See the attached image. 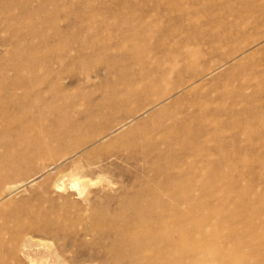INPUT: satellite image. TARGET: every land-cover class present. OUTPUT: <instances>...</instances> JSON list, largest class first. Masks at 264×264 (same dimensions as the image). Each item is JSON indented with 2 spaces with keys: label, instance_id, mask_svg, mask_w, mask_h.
I'll return each mask as SVG.
<instances>
[{
  "label": "rangeland",
  "instance_id": "374dc122",
  "mask_svg": "<svg viewBox=\"0 0 264 264\" xmlns=\"http://www.w3.org/2000/svg\"><path fill=\"white\" fill-rule=\"evenodd\" d=\"M11 1L0 0V86H8L9 82L5 77L9 75L23 76L25 82L28 77H33V83L38 78L40 81L44 79L43 84H39L37 80L35 83H38V86L35 83H32L33 88L28 86L29 94H35L37 97L38 93L41 98L38 96L33 99L37 104L27 106L30 110L27 116L30 117L37 108L47 104V109H51L49 114L53 112L50 115L60 116L63 112L75 122L82 121L86 114L92 115L93 125L90 126L94 131L101 128L111 130L122 122L124 125L108 135L107 139L90 145L86 152L84 148H80L78 156L62 158L55 166L57 169L53 164L48 166L49 159H42L30 163V167L27 164L28 168L22 166L18 177L16 175L10 178L11 182L16 180L13 183L16 188L14 191L10 190L9 195L13 194L16 198L9 208L7 207L8 210L0 207L3 218L14 205L18 206L20 200L24 204H19V207L26 206L27 202V205L32 203L29 204L31 207L41 204L48 207L52 203L61 218L58 223L53 224L43 223L44 221L34 223L33 219H30L32 223L29 220L15 223L11 219H4V222H7L4 223L0 219L5 226L0 228V237L3 238L0 244V264H122L109 253L112 248V232L108 225L113 224L114 212L121 210V216H130L137 206L136 200L146 198L141 200V203L146 205L159 191L165 193H161L160 200L155 198L160 203L170 202L178 196H187L188 200H201L205 204L202 212L195 214L186 225L176 230H170L168 226L155 228L160 234L172 236L175 240L183 236L188 239L189 245L204 248L206 254L201 261L198 262V258L197 262L192 264H226L220 260L221 252L233 257L234 264H264V250H254L258 244L264 249V206L259 204L262 201L264 205V0ZM7 23L15 24L16 29L10 31L6 28ZM20 23H28L29 28ZM39 23L44 26V33L31 34L28 29H33ZM132 23L151 24L147 37L139 39L138 35L136 40L131 36L120 39L118 30L131 28ZM70 57L76 59V65L69 64ZM13 59H16V63ZM44 62L48 64L44 65ZM32 64H38L39 67ZM162 67L166 70L165 74ZM152 70H155V73ZM32 72L36 77L32 76ZM142 73L148 76L145 78L150 81L144 88L139 82ZM52 83H55L56 87ZM45 84L51 90L46 89ZM133 84L139 85L138 91L135 92L138 95L133 94L132 98L130 96L126 101L125 96L132 90ZM37 89L40 91L36 92ZM57 90L58 93L64 91L65 96L61 95L62 91L59 97L49 96L57 93ZM112 90L120 91H114L119 96L116 93L114 95ZM12 91L17 95L22 94L21 89L15 88ZM106 96L111 99L107 100ZM115 97V102L120 103V107L115 102L108 104L114 101L112 99ZM67 98L72 101L66 100ZM88 98L95 103L90 102ZM114 107L116 108L113 109ZM57 108L60 109L59 112ZM123 108L125 110L121 111ZM126 108H129L128 111ZM117 110L120 113H116ZM45 119L42 122L49 126L52 119ZM10 121L9 127L12 131L19 128L25 118L19 115ZM4 124L5 121L0 115V127L3 128ZM165 132H169V136ZM6 134L0 132V151H3L1 146L8 140L4 136L9 140L17 137L10 131L8 136ZM62 142H59V147L58 143L54 142V148L61 149L56 151V154L59 152L58 156L73 143L67 140L62 145ZM168 144L172 147H167ZM42 166H45L43 172L37 174V170L43 168ZM76 168L85 176V185H79V189L71 187L69 180L72 170ZM139 178H142V186L145 188L140 186ZM56 182L61 187L55 188ZM202 186L206 187L204 192ZM170 189L173 190L169 192ZM214 189L216 191H213ZM77 190L79 191L76 192ZM166 191L169 192L167 196ZM181 193L184 196L180 195ZM240 199H248L251 205L238 204L236 201ZM131 203L135 207H132ZM124 208L126 211L122 213ZM87 215H91L90 218ZM165 218L170 224L177 221L176 214L166 215ZM220 218L231 220L234 225L220 222ZM97 220L106 222V229L96 227L93 223ZM247 221L252 222L256 232H262L252 236L249 241L244 239V236H248L244 229ZM199 223H202L200 230L196 228ZM15 227L22 229L16 230ZM23 229L25 230L22 233ZM16 231L22 234L16 235ZM208 231H218L227 242H222L220 238V242L215 239V242L204 241V237L210 234ZM12 232L16 235L14 238ZM108 233L110 236H107ZM19 235L21 240L18 239V242ZM102 235L104 240L101 241ZM27 237L29 242L24 246ZM103 241L104 244L101 243ZM5 242L11 246L10 249L5 247ZM7 250L12 252L11 255ZM191 252L195 254L197 251ZM13 254L16 255L14 259ZM4 257H7L8 261ZM65 258L67 260L64 262Z\"/></svg>",
  "mask_w": 264,
  "mask_h": 264
},
{
  "label": "bare ground",
  "instance_id": "6f19581e",
  "mask_svg": "<svg viewBox=\"0 0 264 264\" xmlns=\"http://www.w3.org/2000/svg\"><path fill=\"white\" fill-rule=\"evenodd\" d=\"M11 2H13V0L11 1ZM17 2H19V1H17ZM28 2V1H27ZM85 2V1H84ZM87 2V1H86ZM21 3V2H20ZM24 3V2H23ZM41 6V5H40ZM29 12V11H28ZM38 12V11H37ZM9 16V15H8ZM8 19V18H7ZM8 20H10V19H8ZM10 22V21H9ZM19 24V23H18ZM20 24H23V27H28L29 28V25H27L26 23H20ZM38 26H34V28L33 29H28L29 30V32L31 33V34H37V35H40V34H42V33H44V32H42V31H44L45 29L43 28L44 26H42V23L40 24H37ZM126 25V24H125ZM130 26V25H129ZM150 27H151V24H149V23H132V26H131V28L129 27L127 30H121V31H119L118 30V32L120 33V36L119 37H121L120 39H123L124 37L125 38H127V37H129V36H131L132 38H135V40H136V37L139 35V39L141 38V37H144V38H146L147 37V35H148V31H150ZM6 28H8L10 31L11 30H13L14 28H15V24H12V23H7L6 24ZM17 28H18V26H17ZM16 29V28H15ZM44 29V30H43ZM31 30V31H30ZM116 31H117V29H115ZM7 31V30H6ZM26 31V30H25ZM57 31V30H56ZM61 31V30H60ZM91 31V30H90ZM89 31V32H90ZM13 32V31H12ZM62 32V31H61ZM92 32V31H91ZM17 33V32H16ZM126 33V34H125ZM13 35V34H12ZM45 35V34H44ZM150 35V34H149ZM223 35V34H222ZM14 36V35H13ZM29 36V35H28ZM224 36V35H223ZM15 37V36H14ZM18 37V36H17ZM138 38V37H137ZM224 38V37H223ZM142 39V38H141ZM13 40V43H15L14 42V39H12ZM20 40V39H19ZM124 40V39H123ZM94 41V40H93ZM104 41V40H103ZM122 41V40H121ZM125 41H127V40H125ZM124 41V42H125ZM16 42H18V41H16ZM145 42V41H144ZM132 43H134V42H132ZM17 44V43H16ZM21 46V45H20ZM20 46H18V47H20ZM13 47H15V46H13ZM23 47V46H22ZM13 49V48H12ZM62 49V48H61ZM14 50V49H13ZM15 50H17V49H15ZM19 50V49H18ZM23 50V49H22ZM37 50V49H36ZM102 50V49H101ZM104 50V49H103ZM34 52H35V48H34V50H33ZM32 51V52H33ZM61 51V50H60ZM63 51V50H62ZM9 52V51H8ZM12 52H14V51H12ZM16 52V51H15ZM39 52V51H38ZM37 51H36V53H38ZM26 53V52H25ZM28 53L29 52H27V55H28ZM61 53V52H60ZM64 53V52H63ZM17 54H19V53H17ZM140 54V53H139ZM146 54V53H145ZM20 55V54H19ZM30 55V54H29ZM35 55V54H34ZM39 55V54H38ZM141 55V54H140ZM160 55V54H159ZM171 55V54H170ZM31 56H33V55H31ZM139 56V55H138ZM137 56V57H138ZM17 57V56H16ZM27 57V56H26ZM29 57V56H28ZM44 57V56H43ZM43 57H41V58H43ZM162 57V56H161ZM23 57H21V59H22ZM45 58V57H44ZM68 58V57H67ZM71 58V57H70ZM150 58V57H149ZM159 58V57H158ZM10 59V58H9ZM9 59L7 60V61H9ZM17 59V58H16ZM16 59H13L14 61L16 60ZM21 59L19 60V58H18V60L19 61H21ZM38 59H40V58H38ZM47 59V58H46ZM50 59V58H49ZM48 59V60H49ZM65 59V58H64ZM157 58H155V60H156ZM160 59V58H159ZM161 59H163V58H161ZM24 60H26V59H24ZM140 60H142V59H140ZM146 60V59H145ZM158 60V59H157ZM18 61V62H19ZM29 61V60H28ZM27 61V62H28ZM31 62H32V60H30ZM41 61V60H40ZM44 61H46L45 59H44ZM50 61V60H49ZM48 61V62H49ZM51 61H53L54 62V60H51ZM65 61V60H64ZM67 61V60H66ZM159 61V60H158ZM34 62H35V60H34ZM42 62V61H41ZM76 62V59H74V58H71V60H70V63L69 64H73V65H76L77 63H75ZM141 62V61H140ZM152 62H154V61H152ZM162 62V61H161ZM3 63H4V60H3ZM7 62H5V64H6ZM13 63V62H12ZM14 63H16V61L14 62ZM22 63H24L23 61H22ZM39 63V62H38ZM47 63V62H46ZM166 63H168V62H166ZM9 64V63H8ZM42 64V63H41ZM44 65H47V64H45V62L43 63ZM67 64V63H66ZM151 64H153V66H155L154 65V63H151ZM155 64H157L156 62H155ZM162 64H163V62H162ZM193 64V63H192ZM2 65V64H1ZM18 65V64H17ZM23 65V64H22ZM28 65V64H27ZM27 65H25V67H27ZM38 66V64H32V66ZM50 65H51V63H50ZM79 65V64H78ZM157 65H160L159 63L157 64ZM168 65V64H167ZM3 66V65H2ZM49 66V65H48ZM191 66V65H190ZM5 67V66H4ZM39 67V66H38ZM66 67V66H65ZM64 67V68H65ZM156 67H158V66H156ZM165 67V68H164ZM164 67H162V70L164 71V69H166V66H164ZM173 67V66H172ZM193 67V66H192ZM28 68V67H27ZM49 68V67H48ZM52 68V67H51ZM68 68V67H67ZM153 68V67H152ZM164 68V69H163ZM176 68V67H175ZM2 69H3V67H2ZM1 69V70H2ZM6 69V68H5ZM26 69V68H25ZM70 69V68H69ZM159 69V68H158ZM171 69V68H170ZM161 70V69H160ZM22 71H24V69L22 70ZM138 72H139V70H137ZM137 71H134V72H137ZM141 71V70H140ZM153 71V70H152ZM155 71V70H154ZM153 71V72H154ZM162 71V72H163ZM166 71V70H165ZM165 71L163 72L164 74H165ZM31 72V71H30ZM29 71H28V73H30ZM133 72V73H134ZM141 72H143V71H141ZM35 73H38V72H35ZM56 73H58V72H56ZM155 73V72H154ZM160 73V72H159ZM39 74V73H38ZM137 74H140V73H137ZM137 74H135L136 76H137ZM146 74V73H145ZM151 74V73H150ZM158 74V73H157ZM9 75V74H8ZM34 75V73L32 72V76ZM56 75V74H55ZM142 75V78H141V80L139 81L140 82V84H142V88H144L150 81H148V80H146V78L145 77H148V76H146V75H143V73L141 74ZM155 75V74H154ZM35 77H36V75H34ZM47 76H49V75H47ZM46 76V77H47ZM156 76H158V75H156ZM41 77V76H40ZM52 77V76H51ZM55 77V76H54ZM152 78H153V75L151 76ZM155 77V76H154ZM196 76H194V78H195ZM42 78H44V76H42ZM5 79H7L8 80V82H9V84H8V86H6V87H1L0 86V115H1V117H2V119H4V121H5V124H4V127L3 128H1L0 129V132H1V134H6V133H8V135H9V131L11 132V133H14L15 134V136L17 135V137H15L14 139L12 138L13 136L11 135V138L12 139H10L9 140V138H6L5 136H4V138L5 139H8L7 141H6V143L4 144V146H1V147H3V151H0V188H2V187H4V188H2L1 190H0V207L2 208V209H6L9 205H11L14 201V198H16V197H14V195L13 194H11V195H9L11 192H10V190H12V191H14V189L16 188V186H15V184H13L14 182H16V180L15 181H13V182H11V180L12 179H10V178H14V176H16L17 174L19 175V170L21 171L22 169V166H25V167H27L26 165L28 164V167H30L29 166V164L30 163H34L35 161H38V160H42V159H49V163H48V166H50V165H54V167L55 166H57V163H58V161L59 160H62V158H65L66 156H69V157H73V156H75V155H77L78 153V149L80 150V148H84L85 149V152L87 151V149H88V147H90V145H93V144H95L96 142H98V141H101L102 139H104V138H106L108 135H110L111 133H113V132H115L116 130H118L119 128L121 129V127L124 125V123L122 122V124H119V125H116V126H114V128L113 129H100V125L98 126V129H100L99 131H94L95 129L93 128H91V126L90 125H93V120H92V115H88V114H86L87 116H84V118L82 119V121H78V122H75V121H73V120H71L70 118H69V116H67L66 114H64L63 112L61 113V115L60 116H53V115H50V114H52V113H50L49 114V112H51V109H50V111H48L49 109H47L48 107H47V104L46 105H43V106H40L39 108H37L34 112H32V114H31V116L29 117V116H27V113L30 111V110H28V107L27 106H29V105H33V103H36V102H33V99H35V98H38V96H39V98H41L40 97V95H38V93H36L37 94V97H35L36 95L34 94V96H33V94L31 93V94H29V92H30V88H33L32 87V83H33V81H34V78L33 77H28V79H27V82H25V80H24V77L23 76H15V77H10V75H9V77L8 76H6L5 77ZM5 79H3V80H5ZM39 79V78H38ZM38 79H36V81L35 82H37V80ZM47 79H49V78H47ZM52 79V78H51ZM156 79V78H155ZM54 80V79H53ZM137 80V79H136ZM139 80V79H138ZM151 80H154V79H151ZM191 80H193V78H191ZM39 81V84L41 83V84H43V82H44V79H41V81L40 80H38ZM47 81L48 80H46V82L45 83H47ZM51 81V80H50ZM1 82V81H0ZM34 82V83H35ZM54 82V81H53ZM138 82V81H137ZM190 82V81H189ZM189 82H188V84H189ZM33 83V85H37L38 86V83H35L34 84ZM136 83V82H135ZM53 84V86L54 87H56L54 84L55 83H52ZM56 84H57V82H56ZM184 84V83H183ZM188 84H186V85H188ZM192 84V83H191ZM48 85H49V83H48ZM134 85V84H133ZM185 85V86H186ZM28 86H31L30 88H28ZM42 86V85H41ZM47 86V84H45V87ZM137 86H139V85H134V87H132V90H130L129 92H128V94L125 96L126 97V101H127V98H129L130 96H131V98H132V95L133 94H135V92H137L138 91V89H137ZM150 86V85H149ZM182 86V85H181ZM181 86H180V88H181ZM189 86V85H188ZM187 86V87H188ZM35 87V86H34ZM148 87V86H147ZM179 87V86H178ZM190 87V86H189ZM15 88H17V89H21V91H22V94L21 95H17L14 91H12V89H15ZM36 88H38V87H36ZM35 88V89H36ZM47 88H49L48 90H51V88L50 87H46V89ZM34 89V90H35ZM40 89V88H39ZM139 89H140V87H139ZM150 89V88H149ZM184 89V88H183ZM33 90V91H34ZM41 90V89H40ZM40 90H38L37 89V91L36 92H38V91H40ZM55 90V89H54ZM59 90V89H58ZM58 90L56 91L57 93H55V91H54V93L55 94H52V95H49V96H54V98L55 97H59L60 96V93H61V91H60V93H58ZM43 91H45V88H44V90ZM43 91H41V92H43ZM113 91V90H112ZM114 91H116V90H114ZM113 91V92H114ZM125 91V90H124ZM31 92H32V90H31ZM48 92H50V91H48ZM47 92V93H48ZM64 91H62V93H63ZM117 93L118 92H120V91H116ZM116 92H114L113 94L114 95H116L117 93ZM123 92V91H122ZM40 93V92H39ZM52 93H53V91H52ZM61 93V95H64V93L62 94ZM116 93V94H115ZM169 93V92H168ZM167 93V94H168ZM19 94V93H18ZM40 94H43V93H40ZM137 94V93H136ZM135 94V95H136ZM140 94V93H139ZM171 94V93H170ZM31 95V96H30ZM111 95V94H110ZM118 96H119V94H117ZM122 96H123V94H121ZM120 95V96H121ZM138 95V94H137ZM30 96V97H29ZM33 96V97H32ZM49 96L47 95V97L49 98ZM65 96V95H64ZM112 96V95H111ZM171 96V95H170ZM32 97V98H31ZM45 97V96H44ZM47 97H45V98H47ZM63 97V96H62ZM107 97V96H106ZM108 97H110V96H108ZM107 97V100L108 99H111V97L110 98H108ZM113 98H114V96H112ZM165 97V96H164ZM61 98V97H60ZM65 98V97H64ZM51 99V98H50ZM58 99V98H57ZM70 99V100H69ZM67 98L66 100H69V101H72L71 100V98ZM89 99V98H88ZM122 99H124V98H122ZM130 99V98H129ZM128 99V100H129ZM47 100V99H46ZM56 99H54V101H55ZM105 100V99H104ZM112 100H114V101H111V102H109L108 104H110V103H114L115 102V100H116V97H115V99H112ZM119 100H121L120 98H119ZM47 101H49V99L47 100ZM61 102H62V100H60ZM65 101V100H64ZM68 101V103H70ZM89 101L90 102H93V100L91 101V99H89ZM106 101V100H105ZM37 102H39V101H37ZM41 102H42V100H41ZM73 102H74V99H73ZM88 102V101H87ZM96 102H99V101H96ZM102 102H103V100H102ZM123 102V101H122ZM128 102H130V101H128ZM154 102V101H153ZM157 102V101H156ZM155 102V103H156ZM49 103H51V102H49ZM52 103H54L53 101H52ZM67 103V102H66ZM76 103V102H75ZM93 103H95V101L93 102ZM93 103H92V105H93ZM105 103V102H104ZM37 104V103H36ZM63 104V103H62ZM87 104V103H86ZM98 103H96V105H97ZM106 104H107V101H106ZM115 104H118L117 106L118 107H120L119 106V104L120 103H118L117 101L115 102ZM114 104V105H115ZM126 104H127V102H126ZM52 105V104H51ZM102 105V104H101ZM114 105H112V106H114ZM128 105V104H127ZM155 105V104H154ZM3 106V107H2ZM49 106V105H48ZM63 106H64V104H63ZM70 106H71V103H70ZM87 106V105H86ZM85 106V107H86ZM94 106V105H93ZM92 106V107H93ZM100 106V104H98V107ZM111 106V105H110ZM123 106H125V105H123ZM35 107V106H34ZM53 108L55 107L54 105L52 106ZM58 107V106H57ZM60 107V106H59ZM62 107V106H61ZM95 107V106H94ZM94 107H93V109H94ZM97 107V106H96ZM102 107V106H101ZM104 107H105V105H104ZM126 107H128V106H126ZM10 108H12V110H10ZM36 108V107H35ZM34 108V109H35ZM63 108V107H62ZM61 108V109H62ZM87 108V107H86ZM116 107H114L113 109H115ZM47 109V110H46ZM57 109H59V108H57ZM89 109H91V108H89ZM104 109V108H103ZM107 109V108H106ZM110 109V108H109ZM118 110L120 109V108H117ZM129 109V108H128ZM128 109L126 108V111H128ZM53 110V109H52ZM63 110V109H62ZM61 110V111H62ZM94 110H96V108L94 109ZM97 110H98V108H97ZM100 110H101V108H100ZM116 111V113H120V111ZM122 110H125L124 108L123 109H121V111ZM53 111H55V108H54V110ZM60 111V109L58 110V112ZM66 111H68V110H66ZM90 111V110H89ZM93 111V110H92ZM109 111V110H108ZM131 111V110H130ZM65 112V111H64ZM81 112V111H80ZM79 112V113H80ZM124 112V111H123ZM122 112V113H123ZM66 113H70V112H66ZM94 113V112H93ZM113 113H114V111H113ZM124 113H126V112H124ZM58 113H55V115H57ZM83 114L85 115V112H83ZM83 114H82V116H83ZM95 114V113H94ZM115 114V113H114ZM132 114V113H131ZM24 116V118H25V121L21 124V123H19V124H21L20 125V127H19V125H18V127L19 128H14L12 131L10 130L11 128L9 127V124H10V120H12V118L13 117H16V116ZM79 115V114H78ZM98 115V114H97ZM97 115H96V117H97ZM101 115V114H100ZM100 115H98V116H100ZM124 115H126V114H124ZM128 115V114H127ZM126 115V116H127ZM72 116V115H71ZM75 116V115H74ZM80 116V115H79ZM47 117H50L51 119V123H50V125L49 126H46V125H44L45 123H43L42 121H44V120H46L45 118H47ZM81 117V116H80ZM129 117H130V115H129ZM129 117H128V120H129ZM82 118V117H81ZM80 118V119H81ZM94 118V117H93ZM126 118V117H125ZM16 119V118H15ZM23 119V118H22ZM79 119V118H78ZM79 119V120H80ZM95 119V118H94ZM130 119H132V117L130 118ZM122 120V119H121ZM124 120V119H123ZM122 120V121H123ZM4 123V122H3ZM96 123V122H95ZM12 124V123H11ZM17 125V124H16ZM15 125V126H16ZM108 127V125H105V127ZM103 127V126H102ZM97 129V128H96ZM167 131H169V130H167ZM118 132V131H117ZM166 133H168V135L167 136H169V132H165V134ZM7 134H6V136H8ZM164 135V134H163ZM166 136V138H168ZM107 139V138H106ZM163 139L165 140V138H164V136H163ZM169 139H170V137H169ZM172 139V138H171ZM69 141L70 140V142H73L72 143V145L70 144L68 147H66V150L64 151V153L62 154V152H61V154L62 155H60V156H58L57 154L59 153H57L56 154V151H61V149H59V150H56L57 148H54L56 145H55V143H58L57 144V147H59L58 145H60L59 144V142H64V143H66V141ZM174 140V139H173ZM3 141H4V139H3ZM55 142V143H54ZM63 142H62V145H63ZM166 142V141H165ZM69 143V142H68ZM155 143H153L152 145H154ZM170 144V143H169ZM167 145V147L168 146H171V145ZM55 145V146H54ZM66 145H68V144H66ZM149 145H151L150 143H149ZM155 146V145H154ZM61 147V146H60ZM64 148H65V146H63ZM172 147V146H171ZM62 148V147H61ZM155 148H156V146H155ZM150 149V148H149ZM149 149H147V150H149ZM151 149H153V148H151ZM168 150V149H167ZM172 150V149H171ZM63 151V150H62ZM146 151V150H145ZM150 151H152V150H150ZM168 152V151H167ZM192 152V151H191ZM84 153V152H83ZM78 156V155H77ZM83 157V156H82ZM66 159V158H65ZM78 160V159H77ZM76 160V161H77ZM137 160V159H136ZM149 160H150V158H149ZM47 161V160H46ZM84 161V160H83ZM93 161V160H92ZM91 161V162H92ZM75 163V162H74ZM76 164V163H75ZM92 163H89V165H91ZM31 165V164H30ZM82 165H84V164H82ZM82 165H80V166H82ZM46 167H48L47 165H45ZM45 166H42L43 168H39L40 170H37V174H39L38 172H41L42 171V169L44 170V167ZM73 166V165H72ZM71 166V167H72ZM75 167H76V165H74ZM79 166V167H80ZM27 167V168H28ZM59 167H61V166H59ZM49 168V167H48ZM47 168V169H48ZM56 169H57V167H55ZM74 168V167H73ZM25 169V168H24ZM59 169H61V168H59ZM160 169V168H159ZM161 170V169H160ZM55 171V170H54ZM59 171H61V170H59ZM58 171V172H59ZM81 171V170H80ZM77 168L76 169H74V170H72V176H71V179H69L70 180V182H71V184H70V186L71 187H74V188H76V189H79V185H81V184H83V185H85L84 184V179H83V177H85V176H83V174L84 173H81ZM82 171H83V169H82ZM43 172V171H42ZM41 172V173H42ZM62 172H63V169H62ZM70 172V171H69ZM88 172V171H87ZM35 173V174H36ZM40 173V174H41ZM56 173V172H55ZM89 173V172H88ZM18 175H17V177H18ZM64 175V174H63ZM62 175V176H63ZM31 176V175H30ZM30 176H28V177H30ZM55 176V175H54ZM32 177V176H31ZM141 177V176H140ZM145 177V176H144ZM179 177V176H178ZM16 178V177H15ZM34 178V177H33ZM146 178V177H145ZM88 179V178H87ZM107 179V178H106ZM140 179V178H139ZM142 179V178H141ZM141 179L139 180V181H141ZM144 179V178H143ZM147 179V178H146ZM89 180V179H88ZM92 180V179H91ZM90 180V181H91ZM134 180V179H133ZM147 180H149V179H147ZM32 181V180H31ZM60 181V180H59ZM135 181V180H134ZM136 181H137V179H136ZM138 181V182H139ZM144 181V183H145V180H143ZM152 181H154V180H152ZM150 182V180L148 181V183ZM156 182V181H155ZM175 183L177 182L176 181V179H175V181H174ZM62 183V182H61ZM60 183V184H61ZM147 183V182H146ZM148 183H147V185H148ZM174 183V184H175ZM188 183V182H187ZM206 183V182H205ZM137 184H139V183H137ZM140 186H142V185H144V184H142V181L140 182ZM149 184H151V183H149ZM185 184V183H184ZM62 185V184H61ZM87 185V184H86ZM176 185V184H175ZM206 185V184H205ZM213 185V184H212ZM41 186V185H40ZM39 186V187H40ZM50 186V185H49ZM49 186H47V187H49ZM58 186H60L59 185V183H57L56 182V184H54V187L56 188V187H58ZM105 186H106V184H105ZM149 186V185H148ZM151 186V185H150ZM214 186H216V185H214ZM213 186V187H214ZM61 187V186H60ZM142 187H144V186H142ZM158 187V186H157ZM168 187V186H167ZM166 187V188H167ZM18 188V187H17ZM41 188V187H40ZM46 188V187H45ZM145 188V187H144ZM147 188V187H146ZM171 188H173V187H171ZM179 188V187H178ZM202 188V190H203V192H204V190H205V188L206 187H201ZM42 189H44V188H42ZM48 189V188H47ZM161 189V188H160ZM136 190V189H135ZM134 190V191H135ZM153 190V189H152ZM173 189H170L169 190V192H171ZM175 191L177 190V188L176 189H174ZM179 190V189H178ZM210 190V189H209ZM75 191V190H74ZM79 190H77L76 192H78ZM83 191V190H82ZM81 191V192H82ZM147 191H149V190H147ZM161 191H162V189H161ZM213 191H216L215 189L213 190ZM41 192V191H40ZM42 192L44 193L45 192V190H42ZM163 192V191H162ZM161 192V193H162ZM167 192V191H166ZM169 192H167L166 193V196H167V194L169 193ZM179 192V191H178ZM177 192V193H178ZM208 192V191H207ZM84 193V192H83ZM87 193H89V192H87ZM127 193V192H126ZM136 193V192H135ZM138 193V192H137ZM139 193H140V191H139ZM155 192H154V190H153V193L152 194H154ZM161 193H160V191H159V193L156 195V197L155 198H158V200H160V196H161ZM164 193V192H163ZM176 193V192H175ZM184 193V192H183ZM215 193V192H214ZM81 194V193H80ZM128 194V193H127ZM165 194V193H164ZM171 194H173V192L171 193ZM186 194V193H185ZM192 194V193H191ZM190 194V195H191ZM131 194H129V196H130ZM136 195V194H135ZM170 195V194H169ZM180 195H183L182 193L180 194ZM127 196V195H126ZM133 196V195H132ZM137 196V195H136ZM141 196V195H140ZM140 196H138V197H140ZM145 196V195H144ZM153 196V195H152ZM174 196V195H173ZM176 196V195H175ZM184 196V195H183ZM138 197H137V199H138ZM146 197V196H145ZM162 197H164V195L162 196ZM187 197V196H186ZM183 198V197H181V196H178V197H176V199L174 200H171L170 202L169 201H165V202H162V203H160V202H158L154 197L152 198V199H150V200H148V202H147V204L146 205H144L143 203H141V200H143V199H139L138 201L136 200L135 201V204L137 205L136 207L134 206V205H132V203H131V206L132 207H135L134 208V212H133V214H132V212L130 213V216H126V218H123V217H125L124 216V214H123V216H121L119 213H121V210H120V212H118L119 210H117V212H114V211H112V214H113V212H114V215L112 216V215H110V216H112L113 217V224H111V226H109L110 225V223H109V225H108V227H109V229H110V231L112 232V233H110L111 234V240H112V248H111V250H109V253H110V256L112 257V258H114L116 261H118L119 263H122V264H184V263H186V264H192V263H195V262H197V260H198V258H200L199 260H198V262H200L201 261V258L204 256V254H206V250L204 249V248H201V247H199V248H197L195 245H189V243H188V239L187 238H184L183 236H180V238L179 239H177V240H175L172 236H168V235H164V234H160V233H158V232H156V230H155V228H157V227H160V226H162V227H166V226H168V227H170V230H176V229H178L179 227H181V226H183V225H186L189 221H190V218H192L195 214H197V213H199V212H202V210L205 208V204H204V202L202 201L201 202V200L200 201H198V200H195V201H193V200H191V199H189L188 200V198ZM190 197V196H189ZM84 198V197H83ZM126 198V197H125ZM124 198V199H125ZM169 198V197H168ZM30 199V198H29ZM87 199V198H86ZM120 199V198H119ZM123 199V200H124ZM127 199H129L128 197H127ZM127 199H125V201L127 200ZM133 199V198H132ZM146 199V198H145ZM144 199V200H145ZM171 199V198H170ZM193 199V198H192ZM31 200V199H30ZM53 200V199H52ZM88 200H89V198H88ZM130 200H131V198H130ZM162 201H163V199H161ZM168 200V199H167ZM15 201H16V199H15ZM26 201V200H25ZM25 201H23V202H25ZM32 201V200H31ZM54 201V200H53ZM54 202H56V201H54ZM53 202V203H54ZM121 202V201H120ZM127 202V201H126ZM131 202H133V200L131 201ZM138 202V203H137ZM238 204H240V205H247V206H250L251 205V203H250V201L248 200V199H240V200H237L236 201ZM16 203V202H15ZM28 203V202H27ZM27 203H26V206H21V207H19V204H24V203H22L21 202V200H20V203H18V206L17 205H14V208L12 209V210H10V211H8V213L6 214V216H5V218H3L2 217V215L0 214V219H2V221L4 222L5 220L4 219H7V220H13L15 223H17V221H19V223H20V221H22V223H24V221H27V220H29L30 221V219H33L35 222L34 223H38V222H40V221H44L43 223H46V224H49V223H58L59 222V220H60V218H61V215H60V213H58L57 212V208L54 206V204H52V203H50V205L48 206V207H45V205H44V207H43V204H41V205H36V206H33V207H31L29 204H32V203H30L29 202V204L27 205ZM40 203V202H39ZM122 204L124 203L123 201L121 202ZM128 203V202H127ZM130 203V202H129ZM125 204V203H124ZM134 204V203H133ZM259 204H260V206H264L263 205V202L262 201H260L259 202ZM57 205V204H56ZM121 205V204H120ZM125 206V205H124ZM82 207V206H81ZM119 207V206H118ZM123 207V206H122ZM246 207V206H245ZM9 208V207H8ZM8 208H7V210H8ZM84 208V207H83ZM82 208V209H83ZM86 208V207H85ZM126 208H128L127 206H126ZM126 208H124V210L122 211V213L124 212V211H126ZM89 209H91V208H89ZM119 209V208H118ZM122 209V208H121ZM239 209V208H238ZM20 210H22L21 211V214H20V216H18V212L20 213ZM85 210V209H84ZM0 211L2 212V210L0 209ZM86 211H88V210H86ZM91 212V211H90ZM89 212V213H90ZM239 212H241V211H239ZM97 213V212H96ZM115 213H117V214H115ZM242 213V212H241ZM87 214H88V212H87ZM170 214H176L177 215V221L175 222V223H169V221L165 218V216L167 215H170ZM240 214V213H239ZM92 215V214H91ZM91 215H87V217L89 216V218H90V216ZM94 215V214H93ZM104 215V214H103ZM102 215V216H103ZM245 215V214H244ZM248 215V214H247ZM81 216H82V213H81ZM85 216V215H84ZM99 216V215H98ZM77 217V216H76ZM96 217V219L98 218L97 216H95ZM111 217V218H112ZM128 217V218H127ZM239 217V216H238ZM74 218V217H73ZM78 218V217H77ZM89 218H87V219H89ZM101 218V217H100ZM105 218V217H104ZM216 218H218V217H216ZM83 219V218H82ZM84 219H86V217H84ZM107 219V218H106ZM169 219V218H168ZM230 219V218H229ZM79 220H81V219H79ZM91 220V219H90ZM1 221V220H0ZM28 221V222H29ZM108 221H110V220H108ZM107 221V222H108ZM172 220H170V222H171ZM31 223L33 222V221H30ZM86 222H88V221H86ZM93 222V221H92ZM220 222H223V223H225V224H230L231 226H233L234 225V222L233 221H231V220H228V219H221L220 218ZM4 223H7V222H4ZM33 223V224H34ZM62 223H63V221H62ZM85 223V222H84ZM64 224V223H63ZM96 227H98V228H103V229H106V222H102L101 220H97V221H95L94 223H93ZM20 225V224H19ZM18 224H17V226H19ZM30 225V224H29ZM44 225V224H43ZM61 225V224H60ZM86 225V224H85ZM255 225V224H254ZM3 226V223H1L0 222V228ZM22 226H23V224H22ZM21 226V227H22ZM25 226H28V225H25ZM32 226V225H31ZM30 226V227H31ZM53 226V225H52ZM52 226H51V228H52ZM157 226V227H156ZM243 226V225H242ZM4 228H5V226H3ZM37 227V226H36ZM39 227V226H38ZM54 227V226H53ZM87 227H89V226H87ZM20 228V227H19ZM18 228V229H19ZM23 228V227H22ZM22 228H20V229H22ZM93 228V227H92ZM136 228H138L136 231H135V229ZM196 228L198 229V230H200L201 228H202V223H199V224H197L196 225ZM238 228V227H237ZM2 229V228H1ZM8 229V228H7ZM15 229L16 230H18L16 227H15ZM19 229V230H20ZM244 229H245V231L247 232V237H245L244 236V239L246 240V241H249L250 240V238L252 237V236H255V235H260V234H262V232H263V234H264V230L262 231V232H256V230H254L253 229V227H252V222H246V224H245V227H244ZM5 230V229H4ZM25 229H23L22 230V233H23V231H24ZM91 230V229H90ZM89 230V231H90ZM98 230V229H97ZM96 230V231H97ZM159 230V229H158ZM232 230H234V231H236L235 229H233L232 228ZM9 231V230H8ZM8 231H5V232H7V233H9ZM21 231V230H20ZM19 231V233H21ZM106 231V230H105ZM212 231H215V230H212ZM15 232V231H14ZM18 231H16V235H18L19 233H17ZM26 232V231H25ZM94 232H95V229H94ZM102 232V231H101ZM170 232H174V231H170ZM208 232H210V231H208ZM218 234H220L218 231H216ZM216 232H210V234H208V236H206V237H204V241H209V242H215V241H213V239H215V240H218L219 238H220V240L222 239V242L223 241H225V242H227L226 241V238L225 237H223L221 234H220V236L216 233ZM1 233V232H0ZM4 233V232H3ZM11 233V232H10ZM13 233V232H12ZM21 233V234H22ZM28 233H30V232H28ZM45 233H47V232H45ZM106 233V232H105ZM104 233V234H105ZM166 233V232H165ZM5 234V233H4ZM14 234V233H13ZM14 234V236L12 235V237L14 238L16 235ZM25 234H27V233H25ZM89 234V233H88ZM102 234H103V232H102ZM169 234V233H168ZM1 235V234H0ZM6 235V234H5ZM37 235V234H36ZM9 236H11V235H9ZM20 236L21 235H19L18 237L19 238H17V240L18 239H20ZM106 236V235H105ZM105 236H104V238H105ZM107 236H110L109 235V233H108V235ZM2 237H4V235H2ZM102 237H103V235L101 236V241L102 240H104V239H102ZM99 239V238H98ZM5 240H7V239H5ZM11 240V239H10ZM21 240V239H20ZM20 240H18V242L20 241ZM25 243H23V245L25 246V245H27L26 244V242L28 243L29 242V238L27 237V238H25ZM220 240H218L217 242H220ZM12 241V240H11ZM16 241V240H15ZM3 242V238H1L0 237V244ZM8 242V241H7ZM111 242V241H110ZM109 242V243H110ZM101 243H103L104 244V241L103 242H101ZM106 243V242H105ZM108 243V244H109ZM4 244V243H3ZM5 244H6V246H5ZM5 244H4V246L7 248V247H9V245H8V243H6L5 242ZM10 244V243H9ZM11 244H12V242H11ZM15 245V244H14ZM21 245V244H20ZM16 246V245H15ZM66 246V245H65ZM250 246L252 247V244H250ZM12 247H13V245H12ZM56 247V246H55ZM11 248V246L9 247V249ZM53 248V247H52ZM1 249H2V247H1ZM8 249V250H9ZM128 251V252H126V250ZM7 250V252H10V255H11V251H8ZM64 250V249H63ZM69 250V249H68ZM125 250V251H124ZM193 250H196L197 252L195 253V254H192L193 252H191V251H193ZM254 250H256L257 252L258 251H260V250H264V249H262V247H261V244H258L257 246H255L254 247ZM14 251V250H13ZM51 251V250H50ZM66 251V250H65ZM65 251H63V252H65ZM107 251V250H106ZM16 252V251H15ZM221 252V251H220ZM251 252H252V248H251ZM1 253V252H0ZM14 253V252H13ZM54 253V252H53ZM4 254V253H3ZM8 254V253H7ZM55 254V253H54ZM5 255V254H4ZM3 255V256H4ZM14 255L15 254H13L12 255V259H14L15 257H14ZM45 255H46V253H45ZM5 256H7V255H5ZM16 256V255H15ZM8 257H10L9 255H8ZM28 257V256H27ZM43 257V256H42ZM61 257H62V255H61ZM110 257V258H111ZM4 258H7V257H4ZM11 258V257H10ZM40 258V257H39ZM220 260L222 261V262H224V263H226V264H234V261H233V257H230V255H228V254H224L223 252H221L220 253ZM17 259V258H16ZM42 259V258H41ZM76 259H78V258H76ZM11 260V259H10ZM36 260V259H35ZM38 260V259H37ZM58 260V259H57ZM65 260H67L66 258L64 259V262H65ZM79 260V259H78ZM0 261H1V255H0ZM3 261V260H2ZM6 261H8V258H7V260ZM14 261V260H13ZM17 261V260H16ZM43 261H45V260H43ZM54 261V260H53ZM70 262V261H69ZM4 263V262H3ZM5 263H7V262H5ZM31 263V262H30ZM34 263V262H33ZM36 263V262H35ZM70 263H72V262H70ZM13 264V263H12ZM32 264V263H31ZM38 264V263H37ZM40 264V263H39ZM45 264V263H44Z\"/></svg>",
  "mask_w": 264,
  "mask_h": 264
}]
</instances>
